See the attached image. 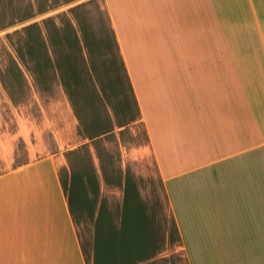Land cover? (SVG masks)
<instances>
[{
  "label": "crops",
  "instance_id": "0c3cea01",
  "mask_svg": "<svg viewBox=\"0 0 264 264\" xmlns=\"http://www.w3.org/2000/svg\"><path fill=\"white\" fill-rule=\"evenodd\" d=\"M0 264H264V0H0Z\"/></svg>",
  "mask_w": 264,
  "mask_h": 264
}]
</instances>
